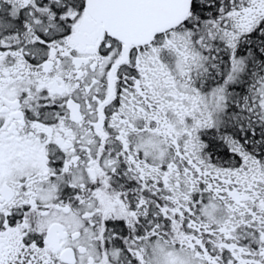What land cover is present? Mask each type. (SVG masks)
Masks as SVG:
<instances>
[{
    "label": "snow or ice",
    "instance_id": "snow-or-ice-1",
    "mask_svg": "<svg viewBox=\"0 0 264 264\" xmlns=\"http://www.w3.org/2000/svg\"><path fill=\"white\" fill-rule=\"evenodd\" d=\"M0 264H264V0H0Z\"/></svg>",
    "mask_w": 264,
    "mask_h": 264
}]
</instances>
